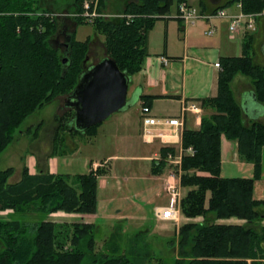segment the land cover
<instances>
[{
	"label": "trees",
	"instance_id": "1",
	"mask_svg": "<svg viewBox=\"0 0 264 264\" xmlns=\"http://www.w3.org/2000/svg\"><path fill=\"white\" fill-rule=\"evenodd\" d=\"M82 1L74 0L73 6L78 7ZM106 1L99 0V9ZM237 2L244 13L264 10V0H227L223 6ZM171 3L172 0H137L127 4L124 18H99L93 22L95 31L104 36L106 56L128 76L140 70L148 53L146 33L153 18L167 14ZM41 4V0H0V152L12 142L25 118L57 96L69 94L84 69L90 39L76 41L70 33L68 48L61 52L53 45L59 20L45 15L48 10H39ZM204 5L202 0V10L206 9ZM210 7L209 10L219 8ZM127 15L131 16L128 21ZM251 42L249 34L241 56L220 58L217 93L200 99L205 110L200 127L183 130L182 146H191L194 153L183 155L181 160L180 184L191 189L180 199V212L187 218L202 216V220L179 226L176 240L170 241L177 248L173 264H264V199L256 200L252 195L253 183L260 176L264 123L245 124L229 86L235 74L248 76L256 101L264 104V65L253 60ZM207 110L215 112L206 114ZM66 114L63 119L58 115L55 118L53 144L64 137H59V131L81 134L71 125L73 110ZM99 124L81 135H95ZM41 125L42 121L28 129L36 136ZM221 135L237 141L241 158L253 164L252 177L220 175ZM54 148L55 145L53 151ZM168 151L174 149L163 147L160 153L165 157ZM91 165L87 173L75 176L77 187L69 184L64 174L44 170L30 174L26 167L19 181L8 183L13 167L0 170V210H13L9 219L0 218V264H83L87 256L89 264H135L125 254L96 251L94 223L72 224V248L68 249L56 240V223L46 220L56 211L96 212L98 177L106 170L97 167L94 171ZM163 165L164 161H158L153 172H160ZM198 171L209 174L199 175ZM26 215L39 219H23ZM230 217L244 223H217Z\"/></svg>",
	"mask_w": 264,
	"mask_h": 264
},
{
	"label": "crops",
	"instance_id": "2",
	"mask_svg": "<svg viewBox=\"0 0 264 264\" xmlns=\"http://www.w3.org/2000/svg\"><path fill=\"white\" fill-rule=\"evenodd\" d=\"M136 1L137 0H122L121 5L117 7L115 6L116 0H107L103 3L101 9L108 14L122 13L129 2ZM221 1L223 2L221 3ZM226 1L227 0H204L206 3V5H204L206 8L205 10L211 9L210 5L222 8ZM187 2L190 3L189 1ZM68 8L74 9L72 1ZM224 10L230 15H235L242 11L237 3L227 5L224 7ZM58 20L60 29H63L68 34H74L77 25L76 20L71 18ZM229 21V18L225 17L211 21H201L194 25H184L180 22L184 32L182 38L178 36L179 42L170 39L169 34L163 45L154 43L153 39L148 37V53L143 59L140 70L130 77L128 85L127 98L135 97V102L129 107L130 109L127 108L122 112L113 113L102 121L96 129V134L93 135L95 140L97 137H100L99 140L102 148L114 147L116 150L120 147L138 152L137 148L141 147V149H138L140 151L139 153L130 155L109 153L103 161L105 162L104 167H106V173L108 172V167L106 165L111 159L130 161L138 166H142L139 175L133 173L136 176L131 177L134 179V182L130 184L139 187V191L136 193L142 197L140 198L141 201H147V198L149 200L151 196L157 197L163 195V193L166 195L164 179L170 171V168L169 163L166 161L165 157L161 155L160 150L163 147H172L176 151L181 145L183 130H196L200 127L201 118L203 114H205V110L200 104V99L215 96L217 93V79L219 71L221 70V65L220 67H216L214 63L219 61L222 57L241 56L245 38L250 34L252 36L250 53L253 60L257 64L264 65V15L255 20L256 27L254 31H249L245 25H242L233 37H230V33H228ZM209 28H214V32L210 35L206 33ZM205 36L208 37V39ZM100 44V47L103 48L102 52L100 51L101 49H98L99 51L96 52L95 50L97 47L95 46ZM104 56H106V51L103 45V39L99 38L95 33L94 37L90 38L89 62L95 63ZM161 56L167 58L168 62L163 63L161 61ZM238 76L243 77L241 75ZM143 96L150 98L145 100L146 97ZM145 101H148L147 104ZM138 102L141 104L139 107L135 106ZM143 102L149 107L148 115L156 118L155 123L143 126L141 120ZM191 102L199 106V112L191 110L183 111V107ZM239 105L242 109L244 120L247 119V121L255 122L259 119H264V104H260L254 99L252 88H246L241 92ZM170 117L181 118L182 126L176 127L165 122L164 118ZM45 145L47 144L43 143V150L41 151L44 156L43 169L35 165V163L33 166V162L37 160L36 154H33V157L30 156L27 162L30 163L29 161L33 160L31 164L33 168H38L37 170H47L51 174L69 175L70 173H62L61 170L62 168L71 167L74 158L69 157L76 154L77 147L69 153V157H67V154H63L62 157L55 154L53 150L50 152L48 149H45ZM134 145L137 146L135 149ZM90 160L92 164L98 163L97 161H93V159ZM161 160L164 161L161 171L154 173L153 165L157 166L158 161ZM77 161L80 165L82 164L79 159ZM88 171L89 166L84 169L83 174ZM253 172V164L245 161L239 155L237 141L227 139L224 135H221L220 175L222 177L249 178L253 176ZM108 176L117 182V173L116 175H102L98 177V180L102 177L108 178ZM108 185V188H110V186L112 188L114 183ZM140 185H142V187H140ZM100 187H102V185H100ZM115 187L118 189L120 186L117 185ZM252 195L256 200L264 199V145L261 148L260 176L253 183ZM157 207H159V205L155 206V208ZM130 209L139 211L140 202H131ZM57 213H61V211ZM66 214L72 216L78 215V217L82 219V222L85 223L92 222L84 221V218L96 219L98 217L97 210L93 214ZM115 217L123 218L127 216L119 212ZM181 218H185L182 222L189 220V218L181 214L179 222ZM159 221L164 222V228L169 229L172 224L175 225L172 221ZM176 233L177 227L175 234ZM175 234L169 241L173 240L174 242L176 240ZM173 246L176 247L175 244H173Z\"/></svg>",
	"mask_w": 264,
	"mask_h": 264
},
{
	"label": "rangeland",
	"instance_id": "3",
	"mask_svg": "<svg viewBox=\"0 0 264 264\" xmlns=\"http://www.w3.org/2000/svg\"><path fill=\"white\" fill-rule=\"evenodd\" d=\"M41 1L42 4L39 7V10H50V12H45V15L51 17V11H53L54 13L56 11L61 10L60 13H63L64 15L60 19L66 20L69 18L68 15L65 14H69L72 9L70 10L66 5L69 4L72 0ZM121 1L122 0H116L115 6L119 7L121 5ZM187 1H189L192 5L198 8L200 7V3L202 0ZM222 2L223 1H221V3ZM222 8L224 9V6ZM176 11L177 0H172L167 14H164L162 17L153 18L151 27L147 30L146 33L147 38L151 37L154 43L163 45L166 41L167 35L169 34L170 39H173L175 42H179L180 40L178 39V36L182 38L184 31L181 27L180 22L176 18H174ZM108 19L110 18H106V20ZM76 22L77 25L74 31V39L76 41H84L88 37L89 39L93 38L94 34L96 33L99 38L103 39V45L105 44L104 36L95 31V26L93 23L84 21L81 17H77ZM248 30L253 31L252 29ZM229 32L230 31L228 29V33ZM206 38L208 39V37ZM58 39L59 41L64 42V39L61 36H59ZM100 46L101 44L95 47H97V49H101L100 51L102 52L103 48H101ZM60 51H63L62 47L60 48ZM238 75H241L243 77H240ZM229 86L231 90V96L238 104L240 94L243 90H245L246 88H252L254 90V85L251 79L248 76L239 73L235 74L232 77ZM63 98L64 95L57 96L53 101L46 104L41 109L37 110L35 113L25 118L23 123L17 129V131H15L14 139L12 140V142L9 143V145H7L6 148L0 152V170L6 169L8 167H13V172L7 180L8 183H15L19 181L22 177V170L24 167H26L28 171L30 170V174H35L39 171L37 170L38 168H33L34 163L38 167L42 169L44 168V156L41 152L43 150V143L47 144L44 148L48 149L50 152L51 150H53V145H55L56 148H54V153L62 157L63 154H67V157H69V153L71 152L69 150L71 149V147H77L76 154L71 155L69 157L74 158L71 167L64 169L62 168L61 170L62 173H70L66 176L68 177V183L71 184L73 187L78 186L75 180V176L78 175V173L83 174L84 169L89 166L90 163L92 164L90 159H93V161H97L100 164L105 163L103 162L104 158L109 153L130 155L140 152L138 149H141V147L137 148L138 152H136L135 150H126L120 147H118V149L116 150L114 149V147L102 148L99 140L100 137H97V139L95 140L93 136L81 135L78 133L66 134L64 131H59V137L61 136V134H64V137L62 139L61 137L60 139H58L59 143L57 142L56 144H53V136L57 126L53 130L52 128L54 124H57L55 120L56 116L58 115L63 119V117L67 115L66 113H68V111H71V109L66 108V106L64 105ZM140 105V102L135 104V106L138 107ZM214 112V110H207L206 114H213ZM40 121H42V125L38 131V134L36 136H33L30 133V130L28 129L29 125L33 126L39 123ZM244 122L247 125L253 123V121H247V119H245ZM255 122L264 123V119H259ZM136 147L137 146L134 145V149ZM174 151H168L165 155V159L168 158L169 154L175 156V152L177 151ZM33 154H36L37 160H35L34 162L32 160L29 161L30 163H28L27 160L30 156L33 157ZM78 159L81 161V165L77 161ZM32 162L33 166L31 164ZM106 166L108 167V172L106 173L107 175H116L117 173L116 180L118 183L114 179L109 178L110 176H108V178L102 177L98 180V217L96 219H91L88 217L84 218V221L92 222L95 224L96 242L94 249L96 251H103L105 253L125 254L135 264H173L175 258L177 257V248L174 247L172 242H170L169 240L172 236H174L176 226L172 224L169 229L164 228V222L157 220L154 213L156 205L160 206L169 204L168 196L163 193V195L157 197L151 196L152 198L150 197L149 200L147 198V201H141L140 198L142 197L136 193L137 191H139V187L130 184L134 182V179H132L131 177L139 175L142 166H138L130 161L114 159L108 161ZM95 168L97 169V166ZM98 168L106 169V167L104 166ZM169 168L172 171H176V175L180 177L181 164L178 165L177 163H170ZM96 169H94V171ZM133 173H135L136 175H134ZM197 174L208 175L209 173L198 171ZM110 183H114V185H112V188L111 186L110 188H108V184ZM100 185H102V187H100ZM117 185L120 186L118 189L115 187ZM140 187H142V185H140ZM189 189H191V187L181 186L180 197L182 198ZM135 201L140 202L139 211L130 209L131 202ZM11 212H13L12 209L0 210V218L9 219ZM57 212L58 211L48 215L46 217V220H51L56 223L57 242L63 244L64 248L71 249L72 245L70 243V239L72 236V224L82 222V219L79 218L78 215H67L64 211H61V213ZM62 212H64L65 214ZM119 212L127 217L116 218L115 215ZM19 218L21 219L20 216ZM23 219H29L32 221L37 220L39 218L33 215H26L23 217ZM184 219L185 218H181L179 225L187 222L201 221L202 216H198L197 218L192 219L189 218V220H187L186 222H182V220ZM217 223L242 224L244 223V220L238 219L236 217H230L225 219H219L217 220ZM261 223L264 225V219L261 221ZM82 247L83 246H80L79 248L82 249ZM113 249H115L114 252ZM89 261L90 258L87 256L83 264H89Z\"/></svg>",
	"mask_w": 264,
	"mask_h": 264
},
{
	"label": "built area",
	"instance_id": "4",
	"mask_svg": "<svg viewBox=\"0 0 264 264\" xmlns=\"http://www.w3.org/2000/svg\"><path fill=\"white\" fill-rule=\"evenodd\" d=\"M237 5L241 7L240 2H237ZM264 14V11L261 13L256 14H248L244 12H239L235 15L228 14L225 10L221 8H217L211 11L201 10L196 8L195 6L189 4L186 0H181L178 2L177 5V13L175 18L178 19L184 25H194L199 21H211L218 18H229V33L230 37H233L234 34L238 31L239 27L245 25L248 29L255 28V18L258 15ZM63 13L57 12L52 13L51 17L55 16H63ZM65 15L72 16V17H81L84 21L89 23H93L96 19H106V18H124L123 13L118 14H108L99 9L98 0H83L79 6V10L71 13H66ZM127 21L131 19L130 15L126 16ZM214 32V28H209L206 33L208 35ZM161 61L163 63L168 62V59L161 56ZM214 66L220 67L219 62H215ZM184 110H191L194 112H199L200 108L196 105V103L191 102L188 105L183 107ZM142 124L146 126L147 124L155 123L156 118L151 117L148 115L149 107L143 103L142 108ZM165 122L168 124H172L176 127L182 126V120L179 117H170L164 118ZM194 153V149L191 146L184 148L180 145L178 148L177 153L174 155L169 154L167 160L169 163H177L178 165L181 164V158L183 155H192ZM97 166L96 163L93 164V168ZM177 177V178H176ZM164 188L169 196V204L157 207L155 209V217L158 220H165V221H172L178 226L179 222V203H180V181L179 176L175 174L174 171H169L168 175L164 179Z\"/></svg>",
	"mask_w": 264,
	"mask_h": 264
},
{
	"label": "water",
	"instance_id": "5",
	"mask_svg": "<svg viewBox=\"0 0 264 264\" xmlns=\"http://www.w3.org/2000/svg\"><path fill=\"white\" fill-rule=\"evenodd\" d=\"M69 40L68 35L63 44L66 49ZM88 59L86 55L76 85L64 98V105L73 109L71 125L81 134L111 114L126 110L136 100L135 97L127 98L130 76L121 71L112 58L104 56L95 63L86 64ZM61 60L65 63L66 56ZM253 97L255 99L254 92Z\"/></svg>",
	"mask_w": 264,
	"mask_h": 264
},
{
	"label": "flooded vegetation",
	"instance_id": "6",
	"mask_svg": "<svg viewBox=\"0 0 264 264\" xmlns=\"http://www.w3.org/2000/svg\"><path fill=\"white\" fill-rule=\"evenodd\" d=\"M74 0H72V2H73ZM71 3V2H70ZM70 3L69 4H67L66 6L67 7H69L70 6ZM74 7V6H73ZM71 10V9H70ZM49 12H50V10H48ZM61 11V10H60ZM60 11H56V12H60ZM51 12H53V11H51ZM67 35H68V33H66L63 29H60L59 28V30H58V32L55 34V36L53 37V45L55 46V47H57L58 49H60L61 47L64 49V46H63V44H64V42L62 41H59V39H58V37L59 36H61L63 39H64V41H65V39L67 38ZM96 52H98L99 50L98 49H96L95 50ZM87 55L89 56V49H88V53H87ZM65 98V97H64ZM63 98V99H64ZM66 108H68V107H66ZM69 109H71V108H69ZM57 122V121H56ZM57 126V124L55 125L54 124V126H53V128H52V130L55 128ZM57 128V127H56Z\"/></svg>",
	"mask_w": 264,
	"mask_h": 264
}]
</instances>
